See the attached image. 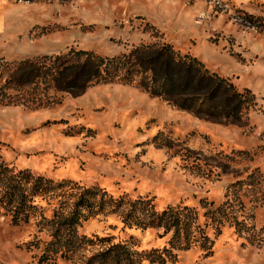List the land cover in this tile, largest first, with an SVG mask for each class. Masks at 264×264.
Masks as SVG:
<instances>
[{
  "label": "rangeland",
  "instance_id": "obj_1",
  "mask_svg": "<svg viewBox=\"0 0 264 264\" xmlns=\"http://www.w3.org/2000/svg\"><path fill=\"white\" fill-rule=\"evenodd\" d=\"M154 42L248 88L256 105L246 123L206 119L118 82L78 95L50 89L38 108L0 105V163L69 181L61 195L35 197L28 222L12 224L0 206V263L79 264L97 251L38 260L46 220L71 208L78 187L96 185L125 200L151 198L156 209L194 207L211 248L192 239L173 264H264V0H0V65L70 47L113 56ZM126 207L108 206L78 231L109 233L133 249L166 243L162 229L122 228Z\"/></svg>",
  "mask_w": 264,
  "mask_h": 264
},
{
  "label": "trees",
  "instance_id": "obj_2",
  "mask_svg": "<svg viewBox=\"0 0 264 264\" xmlns=\"http://www.w3.org/2000/svg\"><path fill=\"white\" fill-rule=\"evenodd\" d=\"M4 73L0 105L43 107L51 101L50 89L78 95L90 86L110 82L133 84L178 109L211 120L246 123L247 113L256 105V98L248 88L238 89L230 80L204 67L196 57L182 55L166 42L139 44L113 56L70 47L57 53L4 62L0 65V76ZM68 183L2 162L0 206L10 215L12 224L28 222L38 209L35 197L48 193L61 195L60 190ZM78 188L71 208L66 213L55 211L46 220L51 233L39 256L40 262L55 260L57 254L59 258L72 259L81 249L96 244L99 249L79 264H173L177 259L175 249L189 248L192 239L199 240L205 249L211 248L208 236L198 225L194 226V207L177 204L156 209L151 198L125 200L127 195L115 197L96 185ZM123 205L127 207L122 213V228L134 225L162 229L161 237L170 234L166 243L133 249L128 240L115 241L109 233L86 235L78 231L83 221L102 213L106 207L117 211ZM213 212L217 213L213 218L218 229L225 211L218 207ZM44 220L42 216L39 222Z\"/></svg>",
  "mask_w": 264,
  "mask_h": 264
}]
</instances>
